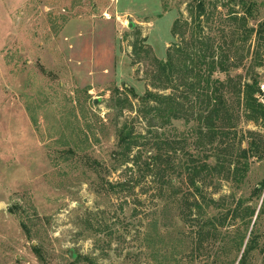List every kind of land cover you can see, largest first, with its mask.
Listing matches in <instances>:
<instances>
[{"label": "rangeland", "instance_id": "1", "mask_svg": "<svg viewBox=\"0 0 264 264\" xmlns=\"http://www.w3.org/2000/svg\"><path fill=\"white\" fill-rule=\"evenodd\" d=\"M190 1L0 0V264H210L221 256L218 241L193 250L195 224L181 215L183 199L191 204L194 196L186 166L191 157L213 164L208 148L194 150L191 125L182 121L158 126L144 141L137 113L145 93L169 94L147 75L177 42L171 26L187 18ZM207 1L218 3L212 30L225 49L219 27L230 25L231 12L243 14L239 0ZM243 1L255 4L248 24L262 32L230 76L257 74L262 84L264 0ZM259 100L264 104V95ZM121 130L142 144L131 153H140L135 164H122ZM238 130L246 150L248 132L260 135L243 183L206 177L195 198L205 218L219 212L205 207L210 198L228 207L251 198L253 224L264 196H252L264 182V126L242 122ZM170 141L177 142L170 177L145 175L156 144ZM251 229L258 243L248 264H264V212ZM231 248L227 264L243 252Z\"/></svg>", "mask_w": 264, "mask_h": 264}, {"label": "trees", "instance_id": "2", "mask_svg": "<svg viewBox=\"0 0 264 264\" xmlns=\"http://www.w3.org/2000/svg\"><path fill=\"white\" fill-rule=\"evenodd\" d=\"M238 4L243 14L231 12L230 25L219 27L221 31L218 33L224 35L222 37L228 41L224 49L221 45L223 41H219L212 30V27L219 26L216 21L218 3L207 0L189 2L187 18L180 15L171 26L170 34L177 42L167 48L164 60H153V68L147 75L155 90L169 91V94L147 92L141 98L137 110L147 128V136L141 138L142 140L145 141L148 135L150 137L153 133L151 131H155L158 126L182 121L191 125L194 150L208 148L210 156L206 159L213 157V164L204 162L197 165L192 157L187 164L186 182L194 196L191 204L183 199V212L187 211V215L183 212L181 214L188 216L195 224L192 248L196 253L203 250L205 243L214 244L218 241L221 256L213 257L210 264H227L224 259L228 257L227 247L228 252H231V246L237 254L242 249L243 252L238 262L235 258L228 264H248L247 257L257 248L258 243L256 233L252 229L249 231V228L255 226L259 214L264 212V196L253 224L256 210L248 205L251 198L239 200L229 207L210 198L205 207H212L219 212L205 218L204 211L195 198L196 195H201L204 188L202 182L206 177V180L219 178L235 184L236 187L240 186L249 171L247 155L254 153L259 156L257 151L260 147V135L248 132V149H243L241 145L244 136L238 127L242 122L264 126V104L259 100L260 77L257 74L250 76L248 73L230 76V73L240 68L245 56L250 53L248 42L253 35L260 36L262 29L259 26L255 30L248 24L254 19L255 4H246L243 0H239ZM253 58L261 62L259 55ZM262 65L258 63L256 67ZM218 73L223 74L225 79L215 78ZM118 144L122 148V164H135L139 161L140 153L131 157L133 149L142 145L138 140L121 130ZM174 144L177 145V142L156 144L154 154L143 165L145 175L160 178L162 181L165 177H170L169 153L175 152ZM167 183L170 184V180ZM118 187L125 189L123 184H118ZM263 192L264 182H261L254 188L252 196L259 199ZM176 193L177 190L174 194ZM21 227L26 232L25 226ZM32 250L37 259L41 260L40 250L36 247H32Z\"/></svg>", "mask_w": 264, "mask_h": 264}, {"label": "built area", "instance_id": "3", "mask_svg": "<svg viewBox=\"0 0 264 264\" xmlns=\"http://www.w3.org/2000/svg\"><path fill=\"white\" fill-rule=\"evenodd\" d=\"M261 95H264V83L259 85Z\"/></svg>", "mask_w": 264, "mask_h": 264}, {"label": "water", "instance_id": "4", "mask_svg": "<svg viewBox=\"0 0 264 264\" xmlns=\"http://www.w3.org/2000/svg\"><path fill=\"white\" fill-rule=\"evenodd\" d=\"M6 207L4 204L0 203V210H4Z\"/></svg>", "mask_w": 264, "mask_h": 264}, {"label": "crops", "instance_id": "5", "mask_svg": "<svg viewBox=\"0 0 264 264\" xmlns=\"http://www.w3.org/2000/svg\"><path fill=\"white\" fill-rule=\"evenodd\" d=\"M2 40L0 39V42H1Z\"/></svg>", "mask_w": 264, "mask_h": 264}]
</instances>
